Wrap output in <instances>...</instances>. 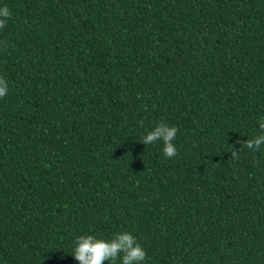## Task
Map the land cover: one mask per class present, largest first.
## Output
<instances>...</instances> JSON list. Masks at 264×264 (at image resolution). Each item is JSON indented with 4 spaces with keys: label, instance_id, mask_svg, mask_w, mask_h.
I'll list each match as a JSON object with an SVG mask.
<instances>
[{
    "label": "trees",
    "instance_id": "obj_1",
    "mask_svg": "<svg viewBox=\"0 0 264 264\" xmlns=\"http://www.w3.org/2000/svg\"><path fill=\"white\" fill-rule=\"evenodd\" d=\"M3 6L0 264L124 231L142 264H264V0ZM159 123L174 158L140 143Z\"/></svg>",
    "mask_w": 264,
    "mask_h": 264
},
{
    "label": "clouds",
    "instance_id": "obj_2",
    "mask_svg": "<svg viewBox=\"0 0 264 264\" xmlns=\"http://www.w3.org/2000/svg\"><path fill=\"white\" fill-rule=\"evenodd\" d=\"M11 18L10 10L7 6L0 7V30L6 28L8 20ZM8 47L6 41H0V50ZM8 94L7 81L0 77V99ZM260 134L251 140L244 141L246 147L252 151H258L264 145V123H260ZM178 129L165 123H159L154 130L147 132L142 137L140 143L150 145L158 140L163 141V155L166 158L177 156V148L173 141L176 138ZM233 158L238 157V150L233 148L231 151ZM73 257L79 264H116L120 259L121 264H142L146 260V252L137 242L136 238L129 232L117 233L114 238L106 240L96 238L93 235L78 236L75 240Z\"/></svg>",
    "mask_w": 264,
    "mask_h": 264
}]
</instances>
